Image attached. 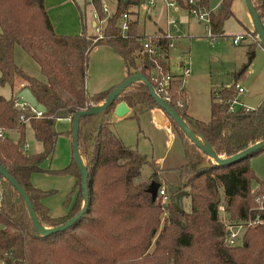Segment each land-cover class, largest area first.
Wrapping results in <instances>:
<instances>
[{
    "label": "trees",
    "instance_id": "obj_1",
    "mask_svg": "<svg viewBox=\"0 0 264 264\" xmlns=\"http://www.w3.org/2000/svg\"><path fill=\"white\" fill-rule=\"evenodd\" d=\"M108 1L111 13L105 16L100 0H86L97 18L102 19L100 37L95 38L96 35L83 32L54 31L43 0H0V85H12L15 79H21L20 88L28 87L45 107L40 115H27V120H21V109L14 105L17 97L5 98L0 94V164L23 187L37 220L45 228L55 227L73 216L82 202L80 175L72 157L57 169L41 167L54 149L58 132L53 122L61 117L71 119L76 110L102 101L111 89L86 92L84 78L89 50L99 43L108 44L122 58L126 76L140 72L154 88L168 72L169 39L163 31L156 34L159 46L156 54L146 51L137 54L139 39L145 36L138 31L134 9L140 0ZM176 1L185 9L191 6L207 9L208 37L225 36L222 26L232 14V0H220L214 9L209 8L208 0ZM250 1L264 30V0ZM122 12L127 14L124 34L117 25ZM250 31L256 36L253 28ZM257 43L256 36L248 49L253 50ZM15 45L35 61L42 74L40 78L15 64ZM248 64L249 61L232 71V83L210 87L209 116L205 120L186 112L179 78L171 77L168 85L157 92L161 97L167 95L165 100L189 128L199 133L220 156L231 155L264 138V96L253 107L232 104L235 84ZM151 70L155 71L153 75ZM119 101L131 107V117L156 107L145 83L135 80L99 113L79 118L77 149L87 171V204L69 227L45 236L36 233L22 197L0 175V264H264V208L258 212L261 222L243 231L239 243L228 247L222 243L224 230L217 209L221 203L224 217L238 221L248 211L253 215L257 210L253 207L259 202L264 205V179L257 178L249 166V157L264 153V146L230 162L214 163L169 118L182 143L183 163L177 166L178 183L167 186V201L161 206L156 196L151 198L147 191L150 180L161 184L153 160L124 144L110 127L109 113ZM25 123L41 145L36 152L20 149ZM7 130H16V141L5 135ZM144 165L149 166V172L142 171ZM43 170L74 176V184L62 204L67 206L74 192L73 201L63 214L50 215L41 201L54 189H41L29 181L32 172ZM179 189L186 191L183 198L188 199L185 206L182 200L181 211L175 210L171 201V195Z\"/></svg>",
    "mask_w": 264,
    "mask_h": 264
},
{
    "label": "rangeland",
    "instance_id": "obj_2",
    "mask_svg": "<svg viewBox=\"0 0 264 264\" xmlns=\"http://www.w3.org/2000/svg\"><path fill=\"white\" fill-rule=\"evenodd\" d=\"M213 1L215 0H208L209 3ZM233 7L236 14L241 15V7L244 14L247 15L245 13L246 7L242 0L239 7H236V5ZM237 18V20L234 19V17H230L228 19L229 23L227 30L231 32L230 34L210 39L207 35V27L204 19L198 18L196 15L183 8H180V10H178L175 14L174 27L171 28L169 37V58L172 66V68L170 66V71H176L175 68L178 65V60L183 57V61L186 64L185 66L190 69V78L185 85V91L187 92L186 101L188 102V106L191 111L196 114L204 113L202 116H205V118H208L209 116L208 89L210 87L218 88L230 79L231 73L228 71L230 66L229 61L231 59H236V57L240 54L246 55L247 59L251 56L249 60H252L253 64L248 65L239 76L240 78L237 79L238 84L242 86L244 91L237 94V103H235V105L238 106L239 104H242L240 100L242 97L248 95L251 100H246V102L248 101L247 103L245 102L246 104L243 103L244 106L247 107L250 104L249 102H253L252 99L254 100L257 96L264 94V50H262L258 45H255L253 50H249L248 44L251 43L249 37L241 39L237 44L232 43L231 38L235 34H239L240 29L245 30V28H243V24L249 26L250 23V20H248V23H245L240 19V17L237 16ZM246 19H248V16ZM160 23L164 24L165 27L164 16L160 15V18H158L155 23L152 22V20L145 21L143 33L148 34L152 31H156ZM251 34L253 33L251 32ZM253 37L254 39L256 38L255 35H253ZM15 48L18 49L17 51L21 53L20 55H22V59L25 61L24 66L27 69L26 72L40 78L42 74L40 70H38L34 60L30 58L19 45H15L14 49ZM251 52L252 54L249 55ZM251 67L252 69H250ZM179 80V87L183 88L181 78H179ZM140 116H135L133 118L130 117L120 121V124L117 125L115 129L119 132V134H122L121 136H123L122 140L124 144L133 147L147 158L152 159L154 156L163 155L164 160L160 164L164 167L159 168L155 164L154 166L156 171L158 170V179H160L159 175L161 174L166 178L165 180L160 179V185H162L166 191L168 185L175 186L178 183V171L175 164L179 165V163L182 162V150L180 146L182 144H180L181 140L177 138L178 136L176 135L177 137L175 136V139L167 141V136L163 132L155 130V128L151 127V125L142 120ZM63 121L64 120L61 119H55L53 122V127L55 131H58V135H61V133L63 134L64 132L63 129H65L66 123ZM5 135L9 136L14 141H16L18 137L17 134L9 132H5ZM59 141L60 138L57 136L52 159L48 161L49 157L45 158V164L49 163L50 166L53 167L64 165L67 162L68 158L65 154L66 148L64 146L65 143L67 145L68 142L64 140V144L61 143L60 147ZM22 142L26 143L25 151L27 153H32L35 141L32 130H30L29 127H25L24 140ZM170 164H172V166L168 168L167 165ZM249 166L257 178L264 179L263 152H259L249 157ZM142 171L146 173L149 172V166L144 165ZM43 182L53 186L58 184L62 189H64L68 184L67 176H50L43 180ZM251 182V185L253 186L254 182ZM66 193L67 192L64 194ZM55 196L58 197L55 200L60 203L59 191L54 194V197ZM182 200L183 205L185 206L188 199L186 197H182ZM219 213H221V215L224 214L221 211H219Z\"/></svg>",
    "mask_w": 264,
    "mask_h": 264
},
{
    "label": "crops",
    "instance_id": "obj_3",
    "mask_svg": "<svg viewBox=\"0 0 264 264\" xmlns=\"http://www.w3.org/2000/svg\"><path fill=\"white\" fill-rule=\"evenodd\" d=\"M219 1L220 0H215L211 3L208 2L209 8L214 9L217 6ZM240 2H241V0H232L231 1L230 8H231L232 14L224 20L223 26H222L224 35H228L231 33L230 31L227 30L228 23H229L228 19L230 17L231 18L234 17V19L237 20L238 19L237 16H238L245 23H248L249 22L248 20H250V15L248 13L247 8L245 11V13L247 15L244 14L243 9H241V7H240L241 15L236 14L234 12L233 6L236 5V7H239ZM242 2L244 3L243 0H242ZM43 3H44L45 10L47 12L48 18L50 20V23H51L54 31H56L58 33H64V34H76V33L83 32L87 35H92V36L96 35V33H97L96 28H97V26H100L101 22H99V20L95 17V11L92 8V6L90 4H86V0H43ZM180 8H182V7L179 6L178 4L175 7L171 8L170 12L173 16L174 22H175V14L178 10H180ZM183 9H185V8H183ZM137 15H138L137 16V22H138V28H139L138 31L140 34L148 36V35L157 34V33L163 31L164 24L160 23V25L158 26V29L156 31H152L151 33H148V34L143 33V27L145 25V21L152 20V22L155 23V21H157V19L160 18V15L164 16V10H163V5H162L161 1L158 0L154 5L147 7L145 10L137 11ZM247 16H248V19H246ZM164 19H165V17H164ZM243 28H245V30H250L252 28L251 20H250L249 26H247L246 24H243ZM242 30H244V29H240V32ZM249 40L251 42L252 40H254V38H251ZM255 45H258L262 49V47L258 43ZM17 50L18 49L13 48V61L15 62V64L18 67H20L24 72H26L27 69L24 66L25 61H23V59H22L23 57H22V55H20L21 53ZM245 54H246V51H245ZM169 55H170V41H169V46H168V57H167L168 73L172 77L181 78L182 87L184 89V94H185V101H186L187 92L185 91L186 90L185 85H186L188 79L190 78V76H189L190 69H189V72L187 74H185V75L182 74L183 65L185 64L183 61V57H182V59L180 58L178 60V65L175 68L176 71L175 70L170 71L171 64H170ZM18 59H20V60H18ZM248 59L246 58V55L240 54L239 56L236 57V59H231L229 61L230 66H229L228 71H230L231 77L222 86H225V85L232 83V81H233L232 71L239 69L242 65H244L248 61H249L248 65L253 64V61L252 60L250 61ZM36 66L39 70V67L37 64H36ZM171 68H172V66H171ZM250 69H252V67ZM26 73L29 74L28 72H26ZM29 75H32V74H29ZM125 77H126V72H125V67H124V63L122 61V58L113 50V48L111 46H109L108 44L99 43V44L94 45L89 50V52L87 54L86 75L84 78V87H85V90L88 94H92V93H95L98 91H102V90L111 88L114 85H116L118 82H120L122 79H124ZM22 83H23V80L15 79L13 81L12 85H9L8 83L1 84L0 85V94L2 96H4L5 98H8V97L14 95L18 89H20V86ZM237 84H238V82H237ZM209 89H208V100H209ZM243 91H244V89L242 88V90L239 93H242ZM262 96H264V94L257 96V98H255L254 100L252 99L253 102H249L250 104L247 107H253V103L255 106L259 102V100ZM246 100H251L250 96L246 95L245 97H242V99L240 100L242 102V105H244L243 103H245ZM126 107L127 108H126L125 112L121 115H116L114 113V110H113L114 107L111 110V112L109 113L110 127L112 128V130L114 129L113 131L121 139L122 142H123V140H122L123 136H121L122 134H119V132L115 129V127L120 124V121H123L124 119L131 117V116H129V114L131 113V107H129L127 104H126ZM208 108H209V103H208ZM153 109H156L159 112H161L159 109L154 107V108H150L148 110H145V111L138 113L136 115V117L141 115L140 116L141 119L144 120L149 125H151V127L155 128V130H158L159 132H163L167 136V138H166L167 141H170V140L172 141L177 136H176L174 130L172 129V127L169 123V119L167 117H164L163 120L158 123L155 120L154 115L151 112ZM186 112L194 118L203 119V120L207 119V118H205V116H202V114H204V113L196 114L193 111H191V109H189L187 101H186ZM131 118H133V117H131ZM56 119L64 120L63 122L66 123L65 129H63L64 130L63 134L62 133H61V135H58L59 133L57 134L58 138H60V141H59L60 147H61V143H63L64 140L66 142H68L67 145L65 143V146H64L66 148L65 154L67 155V158H68L67 162L64 164V165H66L72 157V150H71V144H70V134L67 133V131L70 130L71 120L68 117H61V118H56ZM25 127L26 128L29 127L31 130V127L28 125V123H25ZM5 132L17 134L16 130H7ZM34 141H35V146H34L33 152H36V151L40 150L41 145L37 140H35V138H34ZM55 142H56V140H55ZM180 144H181V142H180ZM55 146H56V144H54L53 152L49 156L48 161H50V159H52V155L54 153ZM180 146H181V150H182V154H181L182 155L181 156L182 162H180L179 165L183 163V147H182V144ZM152 160L157 167H159V168L164 167L160 164L164 160L163 155L154 156V158H152ZM64 165L52 167V166H50L49 163L45 164V160L41 163V167L46 168V169H57V168H60ZM175 165H176V168H177V166H179L178 164H175ZM171 166H172V164L167 165L168 168ZM50 176H56V177L67 176L68 184L66 185V187L64 189H62L58 184L53 186V185H50V184L43 182V180H45L46 178H48ZM159 176H160L159 178L162 180L166 179L165 176L162 174ZM29 181L33 186L41 188V189H54V191L51 194L44 196L41 199L42 203L47 207L48 213L50 215L63 214L72 204L74 192H73L67 206H64L62 204V199L67 194V193L66 194H64V193L68 192L70 190V188L72 187V185L74 184L75 179H74L73 175H71L69 173H56V172H52V171H48V170L35 171L29 175ZM57 191H59L60 203L55 200L58 197H56V196L54 197V194L57 193ZM63 194H64V196H63Z\"/></svg>",
    "mask_w": 264,
    "mask_h": 264
},
{
    "label": "water",
    "instance_id": "obj_4",
    "mask_svg": "<svg viewBox=\"0 0 264 264\" xmlns=\"http://www.w3.org/2000/svg\"><path fill=\"white\" fill-rule=\"evenodd\" d=\"M244 4L248 10V13L250 15V20L252 24V28L254 29L256 36L258 38V44L262 47L264 50V30L262 23L257 15L255 7L252 5L250 0H243ZM252 52L250 53V55ZM135 80H142L145 85L147 86L148 92L151 95V97L154 99L156 103V108L159 109L161 112H159L156 109H153L151 112L154 115L155 120L159 123L163 120L164 117H167L168 119H172L175 124L180 128V130L189 138V140L199 147L203 152L207 154V156L214 162V163H227L232 160H235L243 155H246L249 152H252L253 150H256L262 146H264V138L261 140H258L251 145L246 146L245 148L231 154L228 156H220L217 155L214 150L211 148V146L203 139V137L199 133H194L189 126L186 124L184 119L179 115V113L175 110V108L170 105L166 100H164L161 96H159L153 89L150 81L147 79L145 75H143L140 72L131 73L128 76H126L124 79H122L120 82H118L116 85L111 87L107 95L104 97V99L96 104H91L85 109H79L76 110L72 117H71V125H70V144H71V150H72V158L73 161L78 169L79 175H80V184L82 189V202L79 210L70 218L65 220L64 222L55 225V227L52 228H45L42 227V225L37 220V217L35 215V211L33 209V206L30 202V199L23 189V187L17 182V180L5 169V167L0 164V175H2L20 194V196L23 199V202L26 206L27 212L30 216L33 228L36 233H38L41 236L48 235L50 233L63 230L69 225L85 210L86 204H87V190H86V177H87V171L86 167L82 162V159L78 153L77 149V130H78V121L81 116L84 115H90V114H96L99 113L101 110L106 108L116 97V95L120 92V90L128 85L129 83L135 81ZM15 97L20 98L27 102L29 105L33 106L37 111L42 113L45 110V107L43 104L38 102L31 92V90L24 86L20 89H18L15 92ZM126 104L124 101H119L114 105V113L116 115H121L126 110ZM205 164V161L202 162ZM159 186V182L152 179L148 183L147 191L150 193L151 198H155L156 196V190ZM186 191L184 189H179L175 191L171 195V201L172 204L177 211L182 210V197L185 195Z\"/></svg>",
    "mask_w": 264,
    "mask_h": 264
},
{
    "label": "built area",
    "instance_id": "obj_5",
    "mask_svg": "<svg viewBox=\"0 0 264 264\" xmlns=\"http://www.w3.org/2000/svg\"><path fill=\"white\" fill-rule=\"evenodd\" d=\"M158 0H140V2L134 6V9L136 11L140 10H145L147 7H150L154 5ZM161 1L163 5V10H164V17H165V27L163 29V35L169 39L170 37V30L171 28L174 27V19L171 14V8L175 7L177 5L176 0H159ZM188 2L192 3L193 0H188ZM100 8L102 13L105 16H108L111 13V5L109 4L108 0H100ZM188 12L196 15L198 18H202L206 22V27H207V35L209 34V24H208V10L203 9L198 6H191L186 9ZM95 17L96 13H95ZM126 17L127 14L125 12H122L120 17L118 18L117 25L120 29L121 34H124L126 29H127V22H126ZM98 19V18H97ZM99 22H101L102 19H98ZM96 37H100V26H97L96 28ZM249 37L254 38L253 34H251L250 30H243L239 34H235L232 38L231 41L234 44H237L241 39ZM156 34L151 35H145L139 39L140 42V49L138 50L137 54L146 51L150 54H156L158 51V44L156 43ZM154 70H151V75L154 74ZM189 72V68L183 65L182 69V74H187ZM172 76L169 75V73H165L164 75L161 76L160 80L157 82V87L154 88V91L157 93L159 90H161L163 87L168 85L169 79ZM236 87V95L232 99V104L235 105L237 103V94L242 90V86L238 85L237 83L235 84ZM158 94V93H157ZM159 95V94H158ZM160 96V95H159ZM164 100L167 98V95L162 97ZM220 99V98H219ZM15 107L21 109V113L19 114V119L21 120H27V115H40L41 113L37 111L33 106L29 105L27 102L20 98H16L14 101ZM233 106H229V108H232ZM26 112L27 114H25ZM1 133V130H0ZM22 142V141H21ZM20 142V149L24 150L26 149V143L25 142ZM156 199L158 203L163 206L166 201H167V192L164 190L162 185H159L156 190ZM255 200H258V197L255 198ZM264 205L259 202L258 205L254 206L253 209H257L256 211L254 210L253 215H251L248 211L247 216L243 218L242 220L238 221H228L224 217V215H221L220 220L223 224V230H224V235L222 239V243L224 246H233L239 243L240 237L243 231H245L247 228L252 227V225H255L257 223L261 222V217L259 216V210L263 209ZM218 211L224 212L223 211V206L222 204L217 205ZM162 215H166V211L162 212Z\"/></svg>",
    "mask_w": 264,
    "mask_h": 264
}]
</instances>
